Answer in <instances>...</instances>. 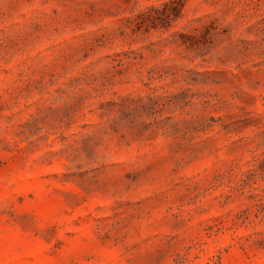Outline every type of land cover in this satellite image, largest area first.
Here are the masks:
<instances>
[{
  "label": "rangeland",
  "instance_id": "rangeland-1",
  "mask_svg": "<svg viewBox=\"0 0 264 264\" xmlns=\"http://www.w3.org/2000/svg\"><path fill=\"white\" fill-rule=\"evenodd\" d=\"M0 264H264V0H0Z\"/></svg>",
  "mask_w": 264,
  "mask_h": 264
}]
</instances>
